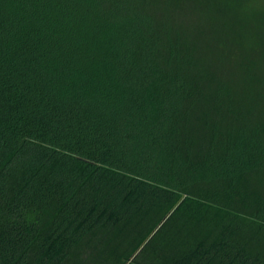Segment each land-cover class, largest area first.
Instances as JSON below:
<instances>
[{
  "label": "trees",
  "instance_id": "trees-1",
  "mask_svg": "<svg viewBox=\"0 0 264 264\" xmlns=\"http://www.w3.org/2000/svg\"><path fill=\"white\" fill-rule=\"evenodd\" d=\"M0 264H264V0H0Z\"/></svg>",
  "mask_w": 264,
  "mask_h": 264
}]
</instances>
